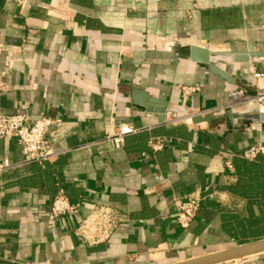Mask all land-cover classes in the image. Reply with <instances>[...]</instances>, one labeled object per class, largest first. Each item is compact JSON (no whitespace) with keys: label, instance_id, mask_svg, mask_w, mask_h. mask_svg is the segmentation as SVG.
<instances>
[{"label":"crops","instance_id":"obj_1","mask_svg":"<svg viewBox=\"0 0 264 264\" xmlns=\"http://www.w3.org/2000/svg\"><path fill=\"white\" fill-rule=\"evenodd\" d=\"M173 44L264 51V0H0V71L13 53L0 113L57 119L47 139L59 152L0 173V264H178L264 240V155L241 156L264 144V123L185 121L264 88L252 75L264 58H215L229 83ZM123 125L134 131L119 146L104 139ZM0 155L22 157L5 138ZM59 188L78 214L51 215ZM195 190L205 199L184 228L174 203ZM95 204L126 221L88 244L74 228ZM240 259L264 264V252Z\"/></svg>","mask_w":264,"mask_h":264},{"label":"built area","instance_id":"obj_2","mask_svg":"<svg viewBox=\"0 0 264 264\" xmlns=\"http://www.w3.org/2000/svg\"><path fill=\"white\" fill-rule=\"evenodd\" d=\"M12 66L13 53L11 50H5V70L0 71V90L5 89L2 76ZM252 75L256 79L264 78V72L253 70ZM193 90L195 89L187 88V91ZM243 105H255L259 112H264V88H260L253 96L244 94L240 89L231 91L227 103L221 110ZM57 123V119L45 115L30 119L25 112L0 113V139H15L20 146L22 154L21 159L18 161H13L0 155V173L25 165L40 164L57 155L59 152L53 148L47 139V128ZM133 131L132 127L123 125L117 127L114 133L105 135L104 139L112 141L115 146H119L122 143L123 136ZM149 145L153 149H159L164 145V142L162 139H154L149 141ZM257 154L264 155V144L256 143L241 152V156L247 159H252ZM224 165L228 170H232L230 160H226ZM204 199L205 197L202 193L199 190H195L175 201V218L181 227L185 228L190 224ZM79 208L80 205L70 202L63 190L59 188L50 204V213L54 217L64 214H78ZM125 221L124 213L118 208L108 204H95L92 205L87 214L78 220L74 233L82 242L96 244L106 241L114 229ZM222 264H241V259L225 261Z\"/></svg>","mask_w":264,"mask_h":264},{"label":"water","instance_id":"obj_3","mask_svg":"<svg viewBox=\"0 0 264 264\" xmlns=\"http://www.w3.org/2000/svg\"><path fill=\"white\" fill-rule=\"evenodd\" d=\"M173 49L177 52H183L187 55L189 60L197 62L203 65L210 73L218 76L219 78L225 80L229 83H234L235 78L232 77L223 68L219 67L215 60L217 58H226L232 60L233 62H248V61H259L264 58V51H224V52H212L207 48L198 47L193 44L189 45H174ZM216 58V59H215ZM158 102L159 100H150V102ZM161 107L157 109L159 113L163 112L164 101H159ZM149 109V107H148ZM224 116L226 121L229 123L240 122L244 120H252L255 122L264 123V112H259L257 108L253 105L250 108L236 111L233 109L219 110L216 112H205L202 114H193L185 119L186 122L198 123L207 122L210 123L212 118H218ZM162 119L160 114L159 120ZM264 252V240L243 244L235 246L232 248L220 250L213 254H209L200 258H195L188 260L186 262L178 264H218L225 261L239 259L246 256L256 255Z\"/></svg>","mask_w":264,"mask_h":264},{"label":"rangeland","instance_id":"obj_4","mask_svg":"<svg viewBox=\"0 0 264 264\" xmlns=\"http://www.w3.org/2000/svg\"><path fill=\"white\" fill-rule=\"evenodd\" d=\"M233 109V108H232Z\"/></svg>","mask_w":264,"mask_h":264}]
</instances>
